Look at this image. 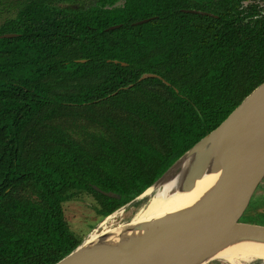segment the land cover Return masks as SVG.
Here are the masks:
<instances>
[{"label": "trees", "instance_id": "obj_1", "mask_svg": "<svg viewBox=\"0 0 264 264\" xmlns=\"http://www.w3.org/2000/svg\"><path fill=\"white\" fill-rule=\"evenodd\" d=\"M3 15L0 264L65 258L83 240L64 203L110 216L264 82V0H0Z\"/></svg>", "mask_w": 264, "mask_h": 264}, {"label": "water", "instance_id": "obj_2", "mask_svg": "<svg viewBox=\"0 0 264 264\" xmlns=\"http://www.w3.org/2000/svg\"><path fill=\"white\" fill-rule=\"evenodd\" d=\"M184 12L210 16L203 12ZM145 22L147 20L134 25ZM116 28L118 26L108 30ZM15 36L16 34H5L0 36V39ZM147 77L154 75H144L141 79ZM208 145L211 149L220 148L230 156L225 163L226 173L221 183L198 208L148 223L147 227L168 228L126 243L118 247L116 252L108 251V245L102 243L92 250L82 251V242L56 264H212L219 261L214 260L216 253L232 241L248 239L264 243V221L260 218L261 213L247 216L248 211L255 207L253 202L258 197L256 193L264 183V82L245 97L216 129L183 154L154 186L138 198L161 185L182 163L196 154H201ZM197 174L199 173L196 172V176ZM193 187L194 181L189 180L179 185L177 190L171 191L170 195L188 192ZM93 189L104 196L116 197L95 186ZM257 263L264 264V261L258 260Z\"/></svg>", "mask_w": 264, "mask_h": 264}, {"label": "bare ground", "instance_id": "obj_3", "mask_svg": "<svg viewBox=\"0 0 264 264\" xmlns=\"http://www.w3.org/2000/svg\"><path fill=\"white\" fill-rule=\"evenodd\" d=\"M229 156V153L223 152L220 148L211 149L210 145H208L201 154H196L190 160L182 163L173 175L167 176L161 185L153 188L154 195L141 212L134 217L131 216L132 218L128 221L125 220L126 222L124 223L117 224L116 226L113 224L114 227L103 228L99 233L97 230H94L83 242V246L80 249L82 251L92 250L93 247L99 246L102 243L108 245V251L116 252L118 247L126 243L167 229L168 226L147 227V224L198 208L201 205L200 203L212 193L224 178L226 173L225 163ZM196 172L199 173L197 176ZM189 180L194 181L192 190L170 195L171 191L177 190L179 185ZM104 223L100 226H103ZM241 240H235L231 243L244 252L214 257V260L227 264H241L254 260L264 261V253L252 248V246H256L264 250L263 242L248 239Z\"/></svg>", "mask_w": 264, "mask_h": 264}, {"label": "rangeland", "instance_id": "obj_4", "mask_svg": "<svg viewBox=\"0 0 264 264\" xmlns=\"http://www.w3.org/2000/svg\"><path fill=\"white\" fill-rule=\"evenodd\" d=\"M5 18H6L5 15H3L2 18L0 19V23ZM153 195H154V191L152 190L149 194H145L144 196L126 205L127 207H122L121 209L115 211V213L112 214L107 220V219H102L99 215L95 213L94 207L96 206V203L94 198L87 194H81L78 196L77 199L63 204L64 218L68 223L70 230L79 239L83 240L84 242L94 230H97L99 233V231L101 232L103 228L114 227L117 224L124 223L128 221L130 218L137 215L146 207V205L148 204L149 200L153 197ZM262 195H264V183L262 184V188L256 193V196H262ZM263 211H264V202H261L255 205L254 208H251L248 211L247 216H252L255 213L259 215V213H262ZM103 222H105L104 225L100 226ZM241 241L247 244L245 241L243 240ZM252 248L259 252L264 253L263 249H260L256 246H252ZM242 252L244 251L240 250L236 245L230 242L229 244L224 246L220 251H218L214 257H220V256L231 255L234 253H242ZM257 262L258 260H254L252 262H246L241 264H258ZM212 264H227V263L222 261H215Z\"/></svg>", "mask_w": 264, "mask_h": 264}]
</instances>
